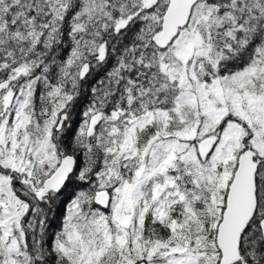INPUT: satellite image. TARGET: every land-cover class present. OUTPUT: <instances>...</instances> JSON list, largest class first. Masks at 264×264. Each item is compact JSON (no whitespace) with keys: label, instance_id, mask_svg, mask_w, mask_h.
I'll return each mask as SVG.
<instances>
[{"label":"snow or ice","instance_id":"obj_1","mask_svg":"<svg viewBox=\"0 0 264 264\" xmlns=\"http://www.w3.org/2000/svg\"><path fill=\"white\" fill-rule=\"evenodd\" d=\"M0 264H264V0H0Z\"/></svg>","mask_w":264,"mask_h":264}]
</instances>
